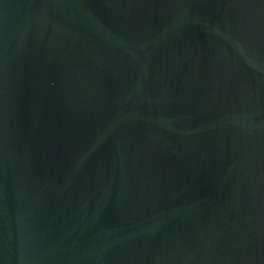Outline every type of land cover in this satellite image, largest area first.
Wrapping results in <instances>:
<instances>
[{
    "label": "water",
    "instance_id": "obj_1",
    "mask_svg": "<svg viewBox=\"0 0 264 264\" xmlns=\"http://www.w3.org/2000/svg\"><path fill=\"white\" fill-rule=\"evenodd\" d=\"M0 264H264V0H0Z\"/></svg>",
    "mask_w": 264,
    "mask_h": 264
}]
</instances>
